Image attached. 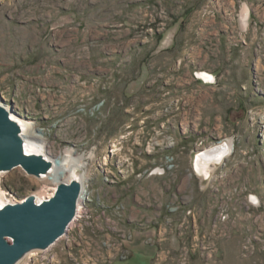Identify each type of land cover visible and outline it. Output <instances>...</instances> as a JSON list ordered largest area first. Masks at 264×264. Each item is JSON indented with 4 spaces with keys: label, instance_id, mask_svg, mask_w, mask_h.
<instances>
[{
    "label": "rangeland",
    "instance_id": "1",
    "mask_svg": "<svg viewBox=\"0 0 264 264\" xmlns=\"http://www.w3.org/2000/svg\"><path fill=\"white\" fill-rule=\"evenodd\" d=\"M0 105L92 154L21 264H264V0H0ZM0 174L9 205L54 187Z\"/></svg>",
    "mask_w": 264,
    "mask_h": 264
},
{
    "label": "water",
    "instance_id": "2",
    "mask_svg": "<svg viewBox=\"0 0 264 264\" xmlns=\"http://www.w3.org/2000/svg\"><path fill=\"white\" fill-rule=\"evenodd\" d=\"M10 111L0 105V171L19 167L40 177L51 163L42 156L26 154L18 124ZM82 195L78 181L61 182L52 196L41 203L34 196L0 209V264H18L35 250H47L67 232L77 213Z\"/></svg>",
    "mask_w": 264,
    "mask_h": 264
},
{
    "label": "bare ground",
    "instance_id": "3",
    "mask_svg": "<svg viewBox=\"0 0 264 264\" xmlns=\"http://www.w3.org/2000/svg\"><path fill=\"white\" fill-rule=\"evenodd\" d=\"M10 115L12 120L15 121L20 128L25 153L34 155L38 154L51 163V168L48 173L35 178H38L45 184H49L50 182L54 186L52 189H50L52 193L48 194L49 197H43L42 194H44V191H46L45 188L43 192L37 194L36 198L34 197L35 201L37 203H41L44 200L50 198L52 194H54L58 183L69 182L71 180L78 181V183L82 185V195H80L81 198L76 208V215L81 214L82 201L86 199L88 195L85 183L87 178V161L91 159L92 154L87 156L88 158H86L84 154L78 153L73 149H67L62 153L56 152L48 146L47 142H45L46 140L43 136L42 130H40L39 128L35 129V126L31 122L25 120L20 115ZM229 148V145H225L223 146V148L217 147L213 148V150L211 151L207 150L201 156H198V159L195 161L196 168L200 172L207 173L205 169L209 167V164L211 162L219 160L224 152L225 154L228 153ZM3 192L4 191L0 189V209H2L3 206L9 204L8 201H6V196ZM30 254L31 253L27 254L25 258L30 256ZM24 261L22 259L18 264H21Z\"/></svg>",
    "mask_w": 264,
    "mask_h": 264
}]
</instances>
